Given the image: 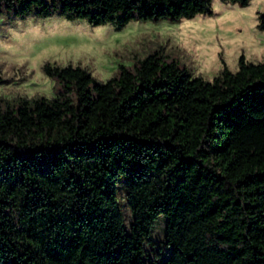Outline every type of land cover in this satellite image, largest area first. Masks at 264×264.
Segmentation results:
<instances>
[{"label": "trees", "instance_id": "16d2710c", "mask_svg": "<svg viewBox=\"0 0 264 264\" xmlns=\"http://www.w3.org/2000/svg\"><path fill=\"white\" fill-rule=\"evenodd\" d=\"M4 13L120 27L212 4L0 0ZM221 62L207 80L158 46L98 81L46 61L55 95H0V264H264V59ZM159 217L163 260L145 247Z\"/></svg>", "mask_w": 264, "mask_h": 264}, {"label": "rangeland", "instance_id": "374dc122", "mask_svg": "<svg viewBox=\"0 0 264 264\" xmlns=\"http://www.w3.org/2000/svg\"><path fill=\"white\" fill-rule=\"evenodd\" d=\"M211 4V14L177 21L133 18L120 27L57 14L24 18L0 14V95H55L59 85L43 72L46 61L84 66L96 80L105 81L117 73L119 64L131 66L135 56L158 46L188 66L193 75L207 80L219 72L221 60L232 71L237 69L240 54L252 62L263 60L264 31L257 28V18L264 0H249L246 5L211 0ZM120 202L129 222L123 196ZM164 220L159 217L151 230V242H145L148 252L159 253V260L170 252L163 241Z\"/></svg>", "mask_w": 264, "mask_h": 264}]
</instances>
